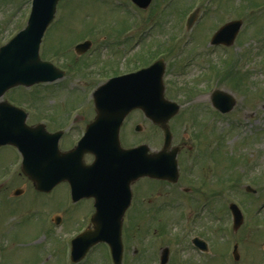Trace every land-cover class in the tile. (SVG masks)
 <instances>
[{
  "label": "rangeland",
  "instance_id": "rangeland-1",
  "mask_svg": "<svg viewBox=\"0 0 264 264\" xmlns=\"http://www.w3.org/2000/svg\"><path fill=\"white\" fill-rule=\"evenodd\" d=\"M163 1L152 0L148 9L140 11L143 19H146L154 16L158 6L160 10L164 8L161 14L157 12L152 19H146L141 24L146 26L148 22L156 21L149 33L150 56L155 54L154 47H157L158 51L166 47L172 48L175 35H180L182 42L186 41L183 45L184 50H179L180 43L176 42L174 50L164 57L166 63L169 61L168 68L175 62L177 68V64H181L187 57L194 59L188 64L191 68L187 70L186 75L183 74L178 78L179 83L183 79L188 83L193 81V78L198 79L194 83L193 91L187 93L192 100H187L189 97L184 92V96L179 97L174 93L170 94L181 101L182 111H184L182 114L187 111L193 114L189 122L193 128L196 124L197 130L199 125L205 124L199 119L191 120L193 116H197L198 112L196 111L198 108H194L193 105H204V103L206 105L209 102L206 90L209 89L210 84L208 80L201 84L202 79L198 78V75L204 74L199 72L201 67L205 69H209L208 66L212 67V73L210 70L209 72L214 86L232 93L235 97V105L230 112L220 117L211 113L210 121L206 125L208 135L200 136L201 139L208 138L207 142L211 136H214L218 138V143L216 145L213 143L212 146L211 143L209 144L206 169L201 173L195 171V174L205 177L203 185L198 186V182H195L197 190L190 197V199L199 198V202L194 204L189 198H181L177 201L182 200V206L174 202L175 208L166 206L161 209L163 203L158 206L159 203L168 201L170 197L175 199L174 196L178 197L179 192L177 189L174 191L164 185L157 186V190L160 189L163 195L155 197V204L148 207L139 203L129 211L128 217L132 227L130 230L125 225L124 237L127 248L122 264H158V260L155 261L154 258L159 257L164 247L168 248L169 255L165 264H183V261L187 264H264V251L261 247L264 239V92L261 95V85L264 86V0H213L212 3L205 0H170L165 4ZM66 3L65 11L62 5L66 6ZM28 4L29 0H0V45L24 26ZM61 4V12L64 11V15L60 16V21L54 25L53 33L49 34V40L51 41V37L55 36L59 40L62 39L63 45H66L75 37L95 34L86 33L88 31H99L101 34H96V40L94 39L95 53H99L102 58H107L101 59L95 55L96 62L93 69L102 64V61H105L106 69L111 70V67L126 69L129 65L124 58L140 54L142 43L144 49L148 47V39L145 35L141 36L139 44L134 49V45L132 48L130 45L126 48L116 45L114 49L120 52H113L112 57H108L111 50H107L100 44V41H104L102 38L105 39V35H109V32H112L117 39L128 26L142 27L139 26L140 23L136 24L133 21L132 15H138V13L127 0H63ZM194 8H199V13L193 24L194 32L191 34L190 31H184V24L186 16ZM254 8L259 9L257 19L252 18ZM239 18L242 19L243 24L232 46L208 48L210 37L218 26ZM149 24L153 25V22ZM126 36H128L127 33L122 37L126 38ZM186 37L189 39H185ZM53 41L54 43L49 46L50 49L61 47L60 44L55 43L56 40ZM98 46L100 48L97 50ZM42 54L44 56L41 55L42 58L53 59L47 56L46 51ZM142 54L146 53L142 52ZM140 63L133 64L136 66ZM176 73L170 70L164 78L167 82L175 80L178 77ZM100 82L96 75L87 76L82 83L78 77H75L71 80H62L54 88L48 86V88H42L40 87L42 85H33L29 88L18 87V89L9 90L5 98L9 101L21 102L14 98L15 93L19 98L24 97L22 102L30 109L29 111L38 112L37 115L28 114L29 122L46 117L44 112L39 110L52 109L54 106L56 108L63 106L59 108L60 111H57L58 117L62 118L67 106L79 102L78 105L86 104L83 93ZM68 83L73 86V89L76 85V89L84 90V92L69 95L64 90V85ZM201 88L205 89V94L200 93ZM195 101L198 102L194 103ZM53 103L54 106H51ZM85 114L88 112H85L84 117L81 116V118L89 121L91 117H86ZM125 121L123 130L120 132L123 145L147 139L150 148H157L160 134L155 126L135 112L130 113ZM137 121L141 122L144 128V131L139 134L132 130L133 124ZM237 121H249L251 124L245 123L238 126ZM213 125L215 129L211 133ZM183 127L185 126L173 128V132L181 133L180 136L175 135V140L176 136L185 140L186 134L182 130ZM218 133H220L219 136ZM222 136L225 138L223 142H221ZM212 147H214L213 153ZM5 153L6 151L0 152V156ZM9 158L10 156H6L1 164H7L3 172H7L10 166V163L6 162ZM213 162L215 165L218 163L219 167L216 170L214 165L215 172L211 178L210 167ZM0 169H2L1 166ZM210 182L213 189L212 199H208V205L204 209L197 208L200 202L206 201L205 195L202 194L205 189L212 192ZM246 185L253 187L255 192L245 191ZM16 187L23 188L24 192L19 198L12 200L11 206L15 209L3 201L0 204V264H62L64 262L62 252L68 250V242L65 243V241L82 231L86 224L85 215L91 210L86 203L81 204L74 209L73 220L68 221L62 218L63 223L54 226L53 222L46 223V215H52L61 208L59 212L66 218L70 216L66 211L72 210L61 207L64 201V188H57V196L52 201H47L41 196L32 197L31 183L23 175L15 174L7 178L2 192L4 194ZM139 191L138 194L142 198ZM148 192H154V190L149 189ZM0 199L3 200V198ZM5 200L10 202L7 198ZM232 201L239 206L241 203L245 207L242 209L243 213L246 212L243 224L236 231L232 230L227 208L228 203ZM37 206L40 207L34 208ZM256 215L262 216L260 228L256 227ZM194 236L209 243L208 253L199 255L197 251H194L190 243V239ZM39 243L44 246L42 253ZM234 243H237L240 254L237 261L231 256ZM134 248H137L136 254L132 253ZM106 250L107 247L104 244L94 247L88 255V260L82 264H112L110 257H106ZM38 254H40L39 258Z\"/></svg>",
  "mask_w": 264,
  "mask_h": 264
},
{
  "label": "water",
  "instance_id": "water-1",
  "mask_svg": "<svg viewBox=\"0 0 264 264\" xmlns=\"http://www.w3.org/2000/svg\"><path fill=\"white\" fill-rule=\"evenodd\" d=\"M133 1L141 7H146L150 0ZM56 2L57 0H34L32 12L26 28L18 33L7 46L0 49V94L5 88L18 83L29 85L40 80H51L55 78V75L49 74V68L47 67L48 64L39 62L37 50L40 37L53 16ZM191 20L192 18L189 23ZM239 24V21L226 24L218 31V34L221 35L218 36V38H214L213 42L230 44ZM79 48L81 49L82 47L79 46ZM162 71L161 62L159 61L146 71L147 74L145 76L142 75V72H139L138 74L125 78L122 83L116 79H110L95 91V100L97 106L115 109L116 111L112 113L118 115L120 118H122L124 114L134 106L146 108L147 114L150 118L162 126L165 132V145L167 147L170 140V133L166 122L176 111V105L163 99L161 84ZM116 90L117 92L113 94V91ZM212 101L221 111H228L234 105L233 97L230 94L219 90H216L213 93ZM11 110L12 111L9 113L13 115L11 118L7 119V121L9 122L10 120L15 119L16 122L21 123V126H18V143H21L23 147L38 143L39 137L36 134H27L30 131V128L24 125V113L14 109ZM108 115L109 111L106 117ZM119 123L120 119L115 118L110 122H107V124H103L105 129H102V136L92 138L93 142H98L101 145L96 143L91 149L98 148L103 156H113L118 159L121 157L127 158L128 154H132L130 152L141 150L142 148L136 150L120 149L117 137ZM93 134L94 132L92 135ZM90 135L91 131L85 136L86 139ZM6 137L14 138L13 135ZM28 137H30L31 140ZM160 154L165 155V158L162 161L166 164L162 166L166 167L161 171L163 172L162 176L169 177L170 172L168 164H172L175 169V151L170 154L166 152H161ZM156 156L157 155L153 157ZM26 157L29 162L30 160L27 154ZM100 158L101 160L106 161L111 160L109 157L103 159V157L100 156ZM41 170L42 171L38 175L34 174L35 177H33V180L38 182L37 188L42 190L49 189L59 178L70 176L66 175L67 173L64 171L65 166L58 168L54 175H50L46 168H42ZM99 170H101V172L103 171L102 174L108 179V181L103 188L104 191L100 192L101 197L97 202L96 213L92 219L94 229L87 231L82 236L75 239V241H79L88 236L82 240L85 241L83 244L79 245L78 242L74 243L73 260H77L80 256H77L76 252L79 250L84 252L91 244L100 240L106 241L110 245L114 262L119 264L121 251V217L127 206L128 200L114 199L109 196L111 192H114L109 190V188L113 189V187L119 182L121 170H116L110 167L105 170L104 168H101V166L98 171ZM122 170L126 171L128 169L122 168ZM230 209L234 218V227L236 228L241 223V214L234 204L230 205ZM193 242L200 247H204V244L198 239H194ZM166 256L167 249H164L161 256L162 264L165 263ZM233 256L235 259L238 258L236 245L233 247Z\"/></svg>",
  "mask_w": 264,
  "mask_h": 264
},
{
  "label": "flooded vegetation",
  "instance_id": "flooded-vegetation-1",
  "mask_svg": "<svg viewBox=\"0 0 264 264\" xmlns=\"http://www.w3.org/2000/svg\"><path fill=\"white\" fill-rule=\"evenodd\" d=\"M128 64H132V63H128ZM129 69H123V70H120L119 67L116 68L114 74H118V73H123L127 70H132L130 69V67H128ZM89 109H90V112L92 113V106H89ZM83 116V115H82ZM86 117H89L87 114H85ZM84 117V116H83ZM90 118V117H89ZM80 119L82 120L81 122H73L71 125L73 126L69 131L63 133V135L61 136L62 137H65L67 135H69V146H65L63 147L64 149L66 148H69L70 146L72 147L73 144L77 141V138L80 137L83 129L85 128V125L88 123V121H86L84 118H81ZM69 129V128H68ZM67 129V130H68ZM49 131H56V129H52L51 127H48ZM73 143V144H71ZM182 143L179 144L178 148L180 147V151H182V147H181ZM92 156L89 155V154H84L82 159L85 163H88V162H91L92 161ZM180 163H181V159H180ZM16 174H20L19 171L16 172ZM141 180L145 181L147 184L149 183V179L147 178H142ZM64 184V189H66V194H65V190L63 191L64 192V201H63V205H61V207L63 206L65 209H75L76 207L80 206L82 204V202H87V205L88 206H91V202H92V199H79L77 201H71V195H70V187L68 186L67 183H63ZM143 190H146L145 192ZM139 191V190H138ZM141 192L142 194V199L145 197V196H148V188L146 187H142V189L139 191ZM132 197L135 199V201L132 202V204H137L138 201L136 200V191H135V188H133L132 186ZM138 193V192H137ZM150 202V199L149 198H146L143 200V203H149Z\"/></svg>",
  "mask_w": 264,
  "mask_h": 264
}]
</instances>
